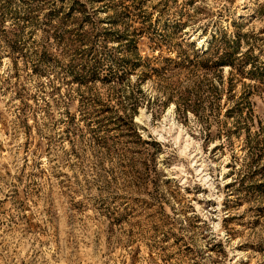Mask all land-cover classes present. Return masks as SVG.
Masks as SVG:
<instances>
[{"label":"rangeland","instance_id":"374dc122","mask_svg":"<svg viewBox=\"0 0 264 264\" xmlns=\"http://www.w3.org/2000/svg\"><path fill=\"white\" fill-rule=\"evenodd\" d=\"M0 264H264V0H0Z\"/></svg>","mask_w":264,"mask_h":264},{"label":"trees","instance_id":"16d2710c","mask_svg":"<svg viewBox=\"0 0 264 264\" xmlns=\"http://www.w3.org/2000/svg\"><path fill=\"white\" fill-rule=\"evenodd\" d=\"M226 62H228V61H226Z\"/></svg>","mask_w":264,"mask_h":264}]
</instances>
